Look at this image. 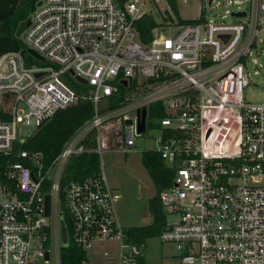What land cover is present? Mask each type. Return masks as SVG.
Returning <instances> with one entry per match:
<instances>
[{"label":"built area","instance_id":"built-area-1","mask_svg":"<svg viewBox=\"0 0 264 264\" xmlns=\"http://www.w3.org/2000/svg\"><path fill=\"white\" fill-rule=\"evenodd\" d=\"M39 1L20 39L44 65H28L21 52L0 55V154L10 156L16 143H25L58 111L80 101H89L95 116L47 169L40 153L24 149L17 155L31 167L15 163L5 169L0 264H61L65 214L71 226L68 246L71 242L85 252L81 264L140 263L145 243L127 242L115 211L118 196L100 160L97 173L68 182L62 195L60 179L72 155L102 153L104 123L133 113L120 134L121 152L128 153L144 133L138 130L137 111L146 109V130L148 108L155 103L166 113L155 120L161 129L155 152L175 172L172 187L159 199L165 213L177 217L167 222L161 243L174 246L178 264H264V101L251 103L243 95L250 85L249 60L254 74L261 69L260 0H229L233 11L210 19L202 13L184 24L171 15V22L163 23L170 30L157 31L147 45L139 42L134 23L147 15L148 0H125L122 6L115 0ZM242 12L244 17L233 16ZM68 74L86 91L78 93ZM128 89L145 92L98 114L109 98ZM127 120L131 124L125 125ZM19 126L27 128L26 136ZM92 130L97 149L90 151L79 144ZM106 130L115 137V128Z\"/></svg>","mask_w":264,"mask_h":264},{"label":"trees","instance_id":"trees-1","mask_svg":"<svg viewBox=\"0 0 264 264\" xmlns=\"http://www.w3.org/2000/svg\"><path fill=\"white\" fill-rule=\"evenodd\" d=\"M119 6H122L125 0H115ZM170 6L173 15L179 23H189L193 21L182 20L177 14L175 0H166ZM39 0H20L14 12L6 20L0 22V55L6 52H21L28 65H35V60L28 55L27 48L23 45L20 35L25 29L31 13L35 9ZM164 24H157L150 15H143L134 23V29L138 34V40L147 45L154 38V34L159 31ZM162 30V29H160ZM44 65V64H43ZM42 65V66H43ZM78 93L86 91L81 85H76ZM145 91L134 92L128 89L122 91L118 96L109 98L106 105L101 107L99 115L108 111L116 110L132 98L144 93ZM149 118L151 119L150 127L157 125L155 120L166 116L161 103L151 104L148 108ZM95 116L93 105L89 101H80L76 105L67 107L58 111L51 120L42 125L25 143H16L13 153L10 156L0 154V181L3 180L5 169L15 163H23L31 167L28 160L18 157L19 150H27L32 153L42 155L43 168L47 169L53 159L62 151L67 141L77 132L85 123L92 120ZM121 134L120 131L115 133V137ZM97 133L95 130L89 132L79 146L87 150H96ZM141 163L146 170L150 180L155 187V194L148 200V212L152 217L150 224L137 227L123 228L127 242L134 245L145 243L148 239L159 237L166 230L167 214L165 213L159 193L173 185L174 170L165 164L160 155L155 151H146L142 153ZM99 170V155L95 152H85L78 155H72L66 162L60 179L61 195L64 186L70 181H82L87 177L97 173ZM50 182L47 181L42 189L48 191ZM62 197V196H61ZM64 222L67 233L70 235L71 226L69 218L65 214ZM85 259V252L77 249L70 242L69 246L61 249V264H81ZM139 264H146L145 258H141Z\"/></svg>","mask_w":264,"mask_h":264},{"label":"rangeland","instance_id":"rangeland-1","mask_svg":"<svg viewBox=\"0 0 264 264\" xmlns=\"http://www.w3.org/2000/svg\"><path fill=\"white\" fill-rule=\"evenodd\" d=\"M229 0H175L177 14L182 20L194 21L201 14L206 19L224 14L226 11L236 9L235 5L228 4ZM243 1V0H241ZM219 4V5H218ZM264 6V0H260ZM143 11L150 15L157 24L171 22L169 17L173 15L166 0L146 1ZM229 20V19H228ZM162 29V30H160ZM159 31L167 32V26ZM35 60V59H34ZM261 65L260 73L254 74V64L251 60L246 65L250 76V85L244 89L243 95L246 101L259 103L264 101V52L257 59ZM43 62L35 60L36 66H42ZM68 78L78 85V81L68 74ZM257 86H255V85ZM133 118V113H126L118 118L104 123L100 127V141L102 153L99 155L100 169L106 176L109 187L118 196L115 202V211L121 227L145 226L151 223L152 217L148 212V200L155 194V187L141 163L142 153L155 151L158 148L156 139L161 134V129L155 126L147 127L141 137L135 138V146L126 154L121 152V135L111 137L107 128H115L120 131L124 128L125 118ZM18 132L27 135V128L18 127ZM177 217L167 215V222L174 223ZM115 246V245H114ZM114 247L111 249L113 250ZM146 264H178L177 252L172 244H163L159 238L148 239L143 251Z\"/></svg>","mask_w":264,"mask_h":264},{"label":"water","instance_id":"water-1","mask_svg":"<svg viewBox=\"0 0 264 264\" xmlns=\"http://www.w3.org/2000/svg\"><path fill=\"white\" fill-rule=\"evenodd\" d=\"M212 0H209L211 2ZM20 0H0V22L6 20L16 9L18 3ZM40 5V1L37 3V6ZM233 16L235 17H244L245 13H234ZM29 20L26 22L25 27H28ZM27 53L29 56H31L33 59H35L38 62H44V59L37 55L34 51L28 49ZM37 77L41 76L40 73L36 74ZM79 82H82V80H79ZM125 85V83H123ZM145 116H146V109L143 107L141 110L137 111V118H138V130L139 133L144 132L145 130ZM131 124L130 120H127L125 122V125ZM50 206V197L49 195H46L44 198V209L45 214H49V207ZM61 245L63 248H66L68 246V239H67V233L65 225L61 219Z\"/></svg>","mask_w":264,"mask_h":264}]
</instances>
